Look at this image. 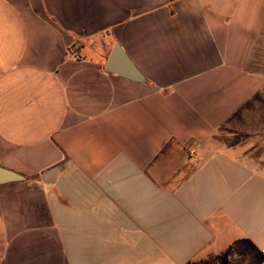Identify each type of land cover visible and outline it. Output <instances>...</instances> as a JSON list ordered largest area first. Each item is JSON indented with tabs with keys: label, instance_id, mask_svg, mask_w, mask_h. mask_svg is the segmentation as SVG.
Masks as SVG:
<instances>
[{
	"label": "crops",
	"instance_id": "1",
	"mask_svg": "<svg viewBox=\"0 0 264 264\" xmlns=\"http://www.w3.org/2000/svg\"><path fill=\"white\" fill-rule=\"evenodd\" d=\"M261 141L264 0H0V264H258Z\"/></svg>",
	"mask_w": 264,
	"mask_h": 264
},
{
	"label": "water",
	"instance_id": "2",
	"mask_svg": "<svg viewBox=\"0 0 264 264\" xmlns=\"http://www.w3.org/2000/svg\"><path fill=\"white\" fill-rule=\"evenodd\" d=\"M106 69L136 81L142 82L146 80L145 75L134 64L119 42L115 44L109 56ZM18 179H24V176L17 172L0 168V183Z\"/></svg>",
	"mask_w": 264,
	"mask_h": 264
},
{
	"label": "rangeland",
	"instance_id": "3",
	"mask_svg": "<svg viewBox=\"0 0 264 264\" xmlns=\"http://www.w3.org/2000/svg\"><path fill=\"white\" fill-rule=\"evenodd\" d=\"M261 143V146H260V151L259 153H261L263 156H264V141L260 142ZM264 238V237H263ZM264 245H262V247L256 249V251L254 252V259L255 261L257 262L258 261V264H264Z\"/></svg>",
	"mask_w": 264,
	"mask_h": 264
},
{
	"label": "built area",
	"instance_id": "4",
	"mask_svg": "<svg viewBox=\"0 0 264 264\" xmlns=\"http://www.w3.org/2000/svg\"><path fill=\"white\" fill-rule=\"evenodd\" d=\"M70 53H71V55H72L74 58H80V53H79L78 50H76V49H71ZM263 251H264V249H263Z\"/></svg>",
	"mask_w": 264,
	"mask_h": 264
}]
</instances>
